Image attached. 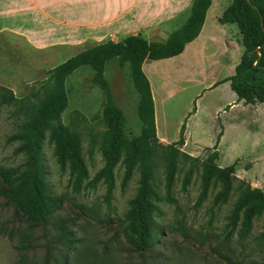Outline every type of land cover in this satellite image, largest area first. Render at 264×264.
<instances>
[{
	"label": "rangeland",
	"instance_id": "obj_1",
	"mask_svg": "<svg viewBox=\"0 0 264 264\" xmlns=\"http://www.w3.org/2000/svg\"><path fill=\"white\" fill-rule=\"evenodd\" d=\"M1 20L4 21L3 18ZM183 23L169 26L167 34L159 35L152 41L164 43ZM55 32L48 30L40 36L54 40ZM223 41L224 38H220L218 44ZM2 43L1 50L6 48L8 54H0V85L10 89L18 99L26 97L33 102L43 96L50 70L83 50L81 48L69 52L70 50L57 48L55 51L50 48L57 53L55 55L49 54L53 52L49 49L44 52L30 50L22 42H17L18 45H13L10 41ZM238 47L242 52V46L239 44ZM93 74L91 68L84 66L67 77L65 88L68 103L61 116L62 123L81 138L82 155L90 179L103 166L99 142L105 130L101 120L104 95L99 86L93 83ZM187 74L189 71L179 74L181 83L172 78V75L168 76V89L173 94L161 106L168 123L167 129L176 128L178 120L190 105L192 114L199 102H196L198 98L201 100L213 95V98L221 96L224 102L229 99L224 86L221 91L210 92L209 88L201 84L185 81ZM213 74L217 77L225 76L228 71H216ZM104 77L116 105L125 116L126 135L130 138L138 136L141 130L137 114L138 93L130 77L129 65L121 66L118 58H112L105 65ZM229 92L233 93L230 89ZM260 107L264 114V103ZM252 117L251 109H244L238 114V119H243V124L251 132L257 133H251L253 136L247 137L245 133L235 132L232 128L227 134V142H232L233 146L229 151L226 149L228 155L223 163L226 157L227 161L241 155L260 157L250 160L251 162L246 158L240 160L237 163L239 168L236 177H247L252 182L261 184L264 191V117L255 123L252 122ZM21 120L22 114L16 111V106L0 104V167H15L24 160L23 156L14 155L16 144L6 143V138L17 130ZM207 154L203 150L196 157L205 158ZM229 165L223 164L221 167ZM43 166L50 192L64 198L62 207L46 222L32 225L16 213L12 203L0 197V264H44L48 249L49 264H64V260H67V264H264V239L260 237L264 233V215L254 220L252 230L246 238H239L237 231L230 233L227 227L228 216L236 195L227 204L213 207V191L206 201L195 207L200 191L199 173L187 190L182 191L184 168L178 171L170 191L175 203L170 204L164 200L166 190L163 164L156 163L154 182L163 201L158 204L159 212L155 219L161 236L151 249L137 252L125 242L118 225L128 210V202L136 193L139 179L137 171L122 188L123 167L117 166L112 199L107 204L104 199L106 186L102 183L94 188L81 189L78 193L72 191L69 170L57 164L47 139L43 146ZM64 233L70 234L72 239ZM22 245H28L29 248L18 252L16 248ZM213 249H217L227 259L219 258Z\"/></svg>",
	"mask_w": 264,
	"mask_h": 264
},
{
	"label": "trees",
	"instance_id": "obj_2",
	"mask_svg": "<svg viewBox=\"0 0 264 264\" xmlns=\"http://www.w3.org/2000/svg\"><path fill=\"white\" fill-rule=\"evenodd\" d=\"M210 5L211 0H193L186 22L171 33L164 43L129 36L119 42L109 40L96 44L70 57L50 70L44 94L35 102L26 97L18 99L10 89L0 85V104L16 106V111L22 114L17 130L6 138V143L16 144L14 155L24 157L23 162L15 167H0V197L12 203L25 222L32 225L46 222L61 209L64 202L63 197L50 192L46 183L43 146L47 139L57 164L69 170L70 185L75 193L102 183L106 186L104 199L108 204L115 187L117 166L123 167L122 188L131 180L134 172H138L136 193L128 202L124 219L118 224L125 242L137 252L151 249L161 236L155 219L159 212L158 204L163 201L154 182L157 162H161L164 168V200L167 203H175L170 191L181 168H184L182 191L187 190L199 173L200 191L195 207L206 201L213 191V207L227 204L236 195L227 227L230 233L237 231L241 239L248 236L254 220L264 215V191L237 178L236 163L227 167L217 165V145L221 132L216 137L215 145L204 149L208 152L205 158L193 157L181 150L185 124L176 142L161 143L156 135L150 83L142 71L146 59L161 60L181 54L185 45L199 35ZM218 22L238 26L243 53L234 74L215 85L229 82L231 91L244 104L264 103V0H233ZM112 58H118L121 66L129 65L130 77L138 93L137 114L141 130L136 137L126 135L125 116L116 105L104 77L105 65ZM84 66L92 69V81L104 95L101 120L105 130L99 142L103 166L91 179L82 155L79 134L61 121L68 103L66 79ZM64 235L72 239L70 234ZM260 237L264 239V233ZM28 248V245H22L16 250L23 252ZM212 251L219 258L227 259L217 249ZM49 260L48 249L44 264H49ZM64 264H67V260H64Z\"/></svg>",
	"mask_w": 264,
	"mask_h": 264
},
{
	"label": "crops",
	"instance_id": "obj_3",
	"mask_svg": "<svg viewBox=\"0 0 264 264\" xmlns=\"http://www.w3.org/2000/svg\"><path fill=\"white\" fill-rule=\"evenodd\" d=\"M232 1L211 0L199 35L185 45L183 52L167 59H146L142 64V71L151 87L156 135L159 141L163 144L176 142L180 129L185 124L184 145L181 150L196 157L205 148H212L217 135L221 132L216 163L219 167L223 164L236 163L237 172L239 168L237 163L240 160L246 158L252 161L260 157L234 156L228 160L229 163H226L228 162L226 157L223 163L229 148L233 146L232 142H227V134L233 128L235 132L245 133L247 137L253 136L251 133L257 132H251L248 126L243 124V119H238V114L244 109H251L253 123L264 117V114L261 113L263 108L260 107L263 103L251 105L238 101L236 94L233 91L229 92V82L215 85L234 74L243 53L238 47L239 44L242 46L238 26L218 22ZM192 3L193 0H0V54L7 53L6 48L1 50L2 41L13 42V45L22 42L33 51L53 50L49 54L55 55L57 48L70 50L69 52L81 48L85 50L86 46L92 44L109 40L119 42L129 36L156 42L152 39L167 34L169 26L186 22ZM48 30L56 31L54 40L40 36ZM220 38H224V41L218 44ZM50 48H54L55 51ZM223 70H227L228 74L219 77L213 74ZM186 71H189V74L185 75V81L188 83L201 84L209 88L210 92L221 91L224 86L229 99L224 102L221 96L213 98L212 95L205 99L201 96V100L196 99V102L197 100L199 102L195 111L190 114L192 106H188L178 120L176 128L170 130L166 128L168 123L161 108L168 96L173 94L168 89L170 84L168 76L172 75V78L181 83L179 74ZM242 179L262 190L261 184H256L247 177Z\"/></svg>",
	"mask_w": 264,
	"mask_h": 264
}]
</instances>
